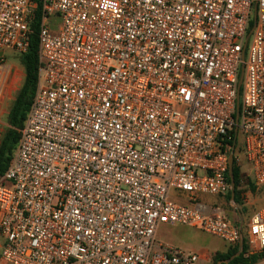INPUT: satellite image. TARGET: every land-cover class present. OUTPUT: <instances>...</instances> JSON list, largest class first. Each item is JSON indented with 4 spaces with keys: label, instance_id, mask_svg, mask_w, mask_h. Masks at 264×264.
<instances>
[{
    "label": "built area",
    "instance_id": "obj_1",
    "mask_svg": "<svg viewBox=\"0 0 264 264\" xmlns=\"http://www.w3.org/2000/svg\"><path fill=\"white\" fill-rule=\"evenodd\" d=\"M37 9L35 91L0 175V262L194 264L154 245L175 223L263 251L264 204L244 231L227 195L234 136L264 188V0H0V50L27 49ZM8 70L0 51V94Z\"/></svg>",
    "mask_w": 264,
    "mask_h": 264
},
{
    "label": "rangeland",
    "instance_id": "obj_2",
    "mask_svg": "<svg viewBox=\"0 0 264 264\" xmlns=\"http://www.w3.org/2000/svg\"><path fill=\"white\" fill-rule=\"evenodd\" d=\"M0 51L3 52L5 57V63L9 66L8 74L5 78L4 85L0 94V140L8 127L7 113L11 107L12 101L20 88L24 70L20 63V53L12 48L5 47ZM247 48L245 47L243 53V59L247 56ZM240 71V69H239ZM243 77L240 85V92L242 94ZM242 145L240 142L239 147L234 151V156H242ZM238 165L240 166L241 173L246 176L248 171V165L245 163L242 157H240ZM245 182V179H244ZM242 188L244 191L241 194V198L244 201L246 208L241 211L244 219L242 229L245 231L247 227L248 217L251 213L261 205L264 204V188L255 189L254 191L247 189L246 184L243 183ZM200 200L206 203L214 202L217 206H220L227 217L235 220L237 213L233 207L226 204V198L224 196L202 194ZM154 245H171L181 250L184 253H194L198 256L197 261L194 264H214L213 256L218 252H224L228 243L219 238L216 235L207 233L200 229L198 226H192L188 224L175 223V224H160L157 227ZM226 248V249H227Z\"/></svg>",
    "mask_w": 264,
    "mask_h": 264
},
{
    "label": "trees",
    "instance_id": "obj_3",
    "mask_svg": "<svg viewBox=\"0 0 264 264\" xmlns=\"http://www.w3.org/2000/svg\"><path fill=\"white\" fill-rule=\"evenodd\" d=\"M39 21H40V12L37 9L34 18L30 23L31 34L29 37L27 49L20 54V63L24 70L23 81L7 113L8 127L6 128L0 140V175H2L3 172L6 170L13 156L20 134L19 130L22 128L24 124L35 91L36 80H37V68H38L37 32H38ZM253 25H254V21L251 18L249 21L248 31H250ZM239 95H241V92ZM231 144H233L234 146L233 149L235 151L239 147L240 141L236 136H234ZM235 158L236 157H234L232 170H231V175L234 183L233 201L243 211V209L246 208L245 205L243 204V201L241 200V194L244 191V189L242 188L243 183L246 184L247 189H250L252 191H254L256 187L250 178L246 177L244 174L241 173L240 166L238 165ZM229 182H230V178H229ZM230 198L231 197L229 192L227 195V199L229 200ZM246 249H247V243L246 240L244 239L240 251L238 247L232 246L228 248L226 252H218L214 254L213 262L214 264H217L218 261H221L220 264H253L258 259L264 257V250L258 253H251L245 256L244 252H246ZM238 252L239 254L235 255ZM232 255L235 256L231 258L227 263L224 262V260L228 259Z\"/></svg>",
    "mask_w": 264,
    "mask_h": 264
},
{
    "label": "water",
    "instance_id": "obj_4",
    "mask_svg": "<svg viewBox=\"0 0 264 264\" xmlns=\"http://www.w3.org/2000/svg\"><path fill=\"white\" fill-rule=\"evenodd\" d=\"M253 20L255 22V11H254V16H253ZM250 33V32H249ZM248 33V35H249ZM242 75H243V66L241 67V71H240V76H239V83H238V89H237V94H239V88H240V82L242 79ZM238 113V107L236 108V114ZM233 161H234V155L233 152L231 151L228 155V175L230 178V184H231V189H230V197L231 199H233L234 196V183H233V178L231 175V170H232V165H233ZM238 253H236L235 255H238ZM235 255H232L231 257H229L228 259L224 260V262H228L231 258H233ZM221 261H218L217 264H220Z\"/></svg>",
    "mask_w": 264,
    "mask_h": 264
},
{
    "label": "crops",
    "instance_id": "obj_5",
    "mask_svg": "<svg viewBox=\"0 0 264 264\" xmlns=\"http://www.w3.org/2000/svg\"><path fill=\"white\" fill-rule=\"evenodd\" d=\"M206 203V202H205ZM207 204L208 205H211V204H214V205H216L214 202H211V203H208L207 202ZM230 219H232V218H230ZM2 243H3V240H2V238L0 237V249H1V247H2ZM230 247H232L231 245H228V248H230ZM227 248V247H226ZM224 249V250H222V251H224V252H226L227 250H228V248L227 249ZM0 264H8V263H6V262H0Z\"/></svg>",
    "mask_w": 264,
    "mask_h": 264
}]
</instances>
